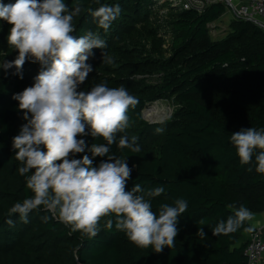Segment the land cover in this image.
<instances>
[{"label": "trees", "instance_id": "obj_1", "mask_svg": "<svg viewBox=\"0 0 264 264\" xmlns=\"http://www.w3.org/2000/svg\"><path fill=\"white\" fill-rule=\"evenodd\" d=\"M64 2L69 8L76 3L81 7L73 19L74 36L92 31L107 44L99 50L102 59H89L101 74L81 90L89 91L101 83L110 88L124 86L139 100L135 109H129L126 132L135 131L141 137L137 143L141 151L132 153L112 145V152L127 158L130 168L137 166L126 190L136 183L146 190L163 186L165 192L151 198L153 211L158 212L162 203L172 205L178 198L185 199L188 208L178 218L174 247H165L160 253L151 246H135L115 225L104 228L107 217L100 221L101 231L93 238L72 231L43 206L29 213L28 223L18 214L9 217L8 209L32 193L26 188L25 177L19 175L20 163L12 147L13 137L26 123L12 96L23 91L25 84L12 72L0 73V264H247L248 232L242 228L228 236H213L212 229L234 214L229 204L264 213V174L255 171L254 157L249 165L242 166L229 140L241 128H264V29L235 20L231 33L212 40L209 25L225 14L222 4L212 5L202 14L168 8L173 12L159 19L157 13L169 5L157 7V0ZM105 4H118L122 9L107 31L99 28L89 12ZM160 23L172 33L168 58L158 38ZM144 40L151 42L150 49L140 47ZM104 50L107 58L102 56ZM142 51L148 54L140 55ZM154 73H161L160 82L145 85L133 78ZM89 79L90 75L85 82ZM159 99H173L177 109L170 120L156 127L144 119L143 111ZM156 128L164 131L157 134ZM78 138L89 146L103 142L91 136ZM85 154L93 159L94 166L107 159L92 157L87 150L75 158ZM43 216L49 217L47 223ZM9 218L13 226L6 222ZM249 225L246 221L244 226ZM201 227L203 237L196 235Z\"/></svg>", "mask_w": 264, "mask_h": 264}, {"label": "clouds", "instance_id": "obj_2", "mask_svg": "<svg viewBox=\"0 0 264 264\" xmlns=\"http://www.w3.org/2000/svg\"><path fill=\"white\" fill-rule=\"evenodd\" d=\"M80 11L79 3L69 8L64 0L0 3V20L10 25L7 44L18 52L14 60H4L0 68L5 73L14 68L12 75L22 80L26 61L40 66L34 83L12 96L26 121L13 137L12 147L20 163L19 175L25 177L32 196L14 203L8 216L18 214L21 221L28 223L29 213L43 206L52 218L88 238L101 231L100 221L107 217L104 228L115 225L135 246H151L160 253L165 247H174L178 218L187 211L188 202L178 198L172 205L162 203L156 212L151 198L164 193L163 186L146 190L136 183L126 190L137 166L130 168L127 158L112 152V145L132 153L141 151L136 136L129 139L127 135H117L130 127L128 112L135 109L139 100L124 86L110 88L101 83L89 91L81 90L94 71L88 63L95 55L93 49H105L107 44L92 31L79 37L73 35V19ZM121 11L118 4L89 9L104 31L109 30ZM155 131L161 134L164 129ZM84 136L103 142L89 146L85 139L78 138ZM229 140L242 166L249 165L254 157L255 171L264 174V128H241ZM86 150L92 157L107 159L94 166L87 154L75 158ZM227 207L234 208V214L214 226L213 236H228L242 228L248 233L254 230L253 226L244 225L255 218V213L244 205ZM41 219L47 223L49 217ZM6 222L9 226L14 224L11 218ZM196 235L203 237L204 229L199 228Z\"/></svg>", "mask_w": 264, "mask_h": 264}, {"label": "rangeland", "instance_id": "obj_3", "mask_svg": "<svg viewBox=\"0 0 264 264\" xmlns=\"http://www.w3.org/2000/svg\"><path fill=\"white\" fill-rule=\"evenodd\" d=\"M12 3H15V0ZM169 12H173V11L168 8H163L161 9V11L157 13V17L159 19H162L165 16H167ZM234 22L235 20H233L230 17V15L227 13V14H224L219 20L211 23L209 25V30H210L209 33H210L211 39L216 41V40H221L225 38L229 33H231L234 30L233 29ZM161 23L164 24L163 22ZM162 24H161V30L158 33V38L163 43L164 56L168 58L171 55L170 54V44H171V39H172V33H171V30H169L167 26L164 27ZM9 28H10V25L6 21L0 20V64H2L4 60H8V61L14 60L16 56L18 55V52L7 44V35L9 32ZM142 44L143 45L140 47L141 48L145 47L147 50L152 47L151 42L146 41V40H144ZM130 46H132V44H130L129 47ZM99 50L100 49H93L95 55L91 57L92 62L95 57L97 58V60L102 59L100 58L101 56L98 55ZM104 53H105V57L107 58L109 54L105 50H104ZM143 54L146 56L148 52L146 51L145 53L144 51L140 52V55H143ZM138 58L139 57H137L136 59ZM88 63H91V61L89 60ZM113 65H115V63H113ZM39 68L40 66L38 63H32L30 61L25 62L23 66V70H22L23 77H24L22 80L24 81L25 88L28 86H31L34 83V77L38 74ZM112 69H114V66ZM14 71L15 69L13 68V69L8 70L7 73H5L4 69L0 68V73L3 75H6L9 72H14ZM100 74H101V70L95 69L92 73L89 74L90 79L88 80V82H84L83 86L85 85L89 86V82H93V80H95V76L100 75ZM133 78L138 80V82L140 83H144L145 85L153 84V83L160 82L161 73L134 75ZM107 79L108 78L104 80H107ZM148 109H151V110L148 111ZM176 109H177V104L174 102L173 99H159L153 104L149 105L143 111V116H144V119L148 123H150L153 126L159 127L160 125H163L164 123H166L168 120H170L173 117L174 113L176 112ZM117 135L119 136L127 135L129 139L132 136H136L138 138L137 143L141 139V137L137 136L138 134L135 131L118 133Z\"/></svg>", "mask_w": 264, "mask_h": 264}, {"label": "built area", "instance_id": "obj_4", "mask_svg": "<svg viewBox=\"0 0 264 264\" xmlns=\"http://www.w3.org/2000/svg\"><path fill=\"white\" fill-rule=\"evenodd\" d=\"M158 5L168 4L167 8L175 11L192 10L204 13L215 4L225 7V14L233 20L251 22L264 29V0H157ZM249 242L245 249L247 264H264V223L254 227L249 234Z\"/></svg>", "mask_w": 264, "mask_h": 264}, {"label": "crops", "instance_id": "obj_5", "mask_svg": "<svg viewBox=\"0 0 264 264\" xmlns=\"http://www.w3.org/2000/svg\"><path fill=\"white\" fill-rule=\"evenodd\" d=\"M250 223L252 224L253 227L259 225L260 223H264V213L255 214V218L252 221H250ZM249 234L250 233L246 235L247 238L249 237Z\"/></svg>", "mask_w": 264, "mask_h": 264}, {"label": "bare ground", "instance_id": "obj_6", "mask_svg": "<svg viewBox=\"0 0 264 264\" xmlns=\"http://www.w3.org/2000/svg\"><path fill=\"white\" fill-rule=\"evenodd\" d=\"M151 109H148V111H150Z\"/></svg>", "mask_w": 264, "mask_h": 264}]
</instances>
